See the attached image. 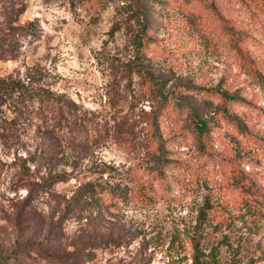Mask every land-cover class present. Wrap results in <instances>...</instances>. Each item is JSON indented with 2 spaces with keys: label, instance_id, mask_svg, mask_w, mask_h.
Returning <instances> with one entry per match:
<instances>
[{
  "label": "rangeland",
  "instance_id": "1",
  "mask_svg": "<svg viewBox=\"0 0 264 264\" xmlns=\"http://www.w3.org/2000/svg\"><path fill=\"white\" fill-rule=\"evenodd\" d=\"M96 1L0 0V82L80 123L0 97V264H264V0Z\"/></svg>",
  "mask_w": 264,
  "mask_h": 264
},
{
  "label": "trees",
  "instance_id": "2",
  "mask_svg": "<svg viewBox=\"0 0 264 264\" xmlns=\"http://www.w3.org/2000/svg\"><path fill=\"white\" fill-rule=\"evenodd\" d=\"M84 6H89L93 7L97 5L96 0H83ZM127 13L131 12V15L129 17V20H135V23L137 25V31L133 37V46L136 52L135 57L137 60L139 59V55L141 53L142 48L144 47V44L146 43L147 40V21H146V11L142 9H133L131 7ZM139 12V13H138ZM18 44L11 45L12 48L18 47ZM134 75L139 77L142 82L145 84H148L149 91L148 93L151 94L152 96H157L159 97L161 104L166 105L169 103L170 100H173V98H168L167 93L163 92V83L155 78H153L151 75L145 73L142 70H138V68H134ZM30 82H35V80H32L31 78H28ZM142 85V83H140ZM18 91L21 92L22 94H31L33 99H39V100H44L47 106L51 108V110L54 111L53 116L56 117V122L58 124H61L63 122H66V119H70L72 121V124L75 126H78L77 124L79 123L78 117L72 112L66 109L64 110V107H56V102L53 100L52 97H50L49 92L42 90V89H33L31 85H25L21 81H11L9 83L5 82H0V97L6 96L8 92H13V91ZM50 97V99H49ZM182 104V103H180ZM183 107L188 108L189 112L192 114V116L197 117V111L193 105L190 104H185ZM50 112V111H48ZM196 128L197 130L201 131L204 128V123L203 121H200L197 119L196 123ZM194 249V255L192 257V264H230L226 260L224 262L217 260L215 257H212V255H203L202 253L198 252L197 245H193Z\"/></svg>",
  "mask_w": 264,
  "mask_h": 264
}]
</instances>
